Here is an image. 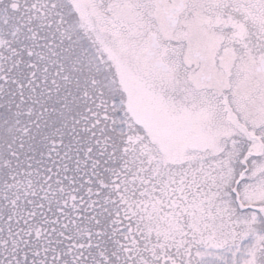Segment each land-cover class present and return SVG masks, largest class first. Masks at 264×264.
I'll list each match as a JSON object with an SVG mask.
<instances>
[{
	"label": "snow or ice",
	"instance_id": "snow-or-ice-1",
	"mask_svg": "<svg viewBox=\"0 0 264 264\" xmlns=\"http://www.w3.org/2000/svg\"><path fill=\"white\" fill-rule=\"evenodd\" d=\"M0 264H264V0H0Z\"/></svg>",
	"mask_w": 264,
	"mask_h": 264
}]
</instances>
